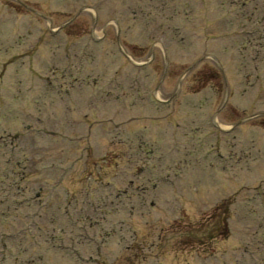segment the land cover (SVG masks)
Segmentation results:
<instances>
[{
	"label": "rangeland",
	"instance_id": "1",
	"mask_svg": "<svg viewBox=\"0 0 264 264\" xmlns=\"http://www.w3.org/2000/svg\"><path fill=\"white\" fill-rule=\"evenodd\" d=\"M0 76V264H264V0H0Z\"/></svg>",
	"mask_w": 264,
	"mask_h": 264
}]
</instances>
